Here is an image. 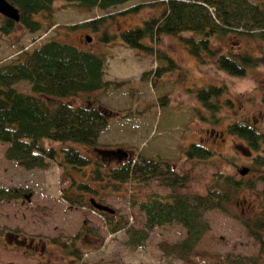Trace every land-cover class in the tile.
Listing matches in <instances>:
<instances>
[{"label":"rangeland","instance_id":"374dc122","mask_svg":"<svg viewBox=\"0 0 264 264\" xmlns=\"http://www.w3.org/2000/svg\"><path fill=\"white\" fill-rule=\"evenodd\" d=\"M134 5L138 9L121 12ZM163 5L162 0H128L107 9H85L76 3L54 0L55 13L50 20L44 19V29L31 33L16 22L10 33H0V64L49 39L103 51L107 54L104 78L122 84L82 93L74 99L75 103L95 99L116 112L102 129L99 146L124 147L131 156L140 151L166 157L176 170L188 174L186 183L176 189L180 193L205 194L207 184L219 171L239 177L244 167L248 170L242 175L246 174L247 180L255 179L256 186L233 193L227 203L229 212L218 208L205 211L208 226L191 249L179 245L188 232L177 222L154 226L134 247L128 243V237L132 230L142 229L145 222V214L136 201L149 193L171 192L160 178L100 187L91 180V165L83 168L69 165L64 170L53 163L27 169L5 157L7 142L0 141V184L20 187L23 192L18 198L0 200V264H232L226 263L229 252L257 254L258 242L233 215H253L264 208L260 178L264 165L254 162L257 152L264 154V141L258 151L251 152L242 137L228 132L227 125L232 121H247L264 132V40L238 32L211 38L217 54L247 50L261 56L262 62L247 67L243 75L217 68L207 52L202 57L204 62L199 61L184 40L193 35L190 30L163 34L157 42L145 39L147 44L158 48L157 52L164 51L173 59L172 68L158 53L148 54L127 47L117 42L119 39L111 44L99 40L103 30L117 34L141 24L150 15L160 14ZM95 17H102L99 31L85 24ZM159 67L160 73L153 74ZM210 84L224 85V91L218 98L214 97L217 105L214 112L195 94L199 87ZM15 87L30 91L26 80L18 81ZM227 99L232 100L231 104ZM212 129L222 133H210ZM193 141L213 149V155L207 159L185 157L182 151ZM72 144L85 154L95 156L93 147ZM73 180L88 181L97 191L76 190L70 187ZM90 197L109 204L115 212L97 210L90 205ZM9 233L33 238L39 246L46 242L44 251L12 241ZM77 233L80 255L72 256L61 248V243L68 242ZM52 236H58L59 243H52L49 239ZM162 243L167 247H162Z\"/></svg>","mask_w":264,"mask_h":264},{"label":"trees","instance_id":"16d2710c","mask_svg":"<svg viewBox=\"0 0 264 264\" xmlns=\"http://www.w3.org/2000/svg\"><path fill=\"white\" fill-rule=\"evenodd\" d=\"M19 12V19L13 20L2 15L0 33H10L16 25L21 24L26 31L34 33L44 29V19L53 16L54 0H8ZM68 3L91 9H107L128 0H65ZM160 14L146 17L141 24L110 34L103 30L99 40L111 44L116 39L121 44L148 54L158 53L173 67L174 61L158 51L154 45L147 44V39L157 42L163 34H177L184 30L193 35L184 39L189 51L199 61L204 62L207 52L213 57L217 68L230 74L243 75L247 67H255L262 58L259 54L249 52H231L217 54L211 45V38L228 32L252 35L264 40V0H162ZM138 9L131 6L121 12ZM102 17H95L85 24L99 31ZM146 39V40H145ZM145 40V41H144ZM147 42V43H146ZM107 54L100 50H91L78 45L49 39L32 49L20 53L7 62L0 64V141L7 142L5 157L16 160L24 168L48 167L56 163L65 170L69 165L83 168L91 165V180L111 186L136 180L148 182L160 178L169 186L171 192L166 195L149 193L144 199L136 201L145 214L144 227L134 229L128 237V243L138 246L146 238L148 231L156 225L177 222L187 230V236L180 246L191 249L201 237L208 224L204 213L208 209L218 208L229 212L227 203L232 194L241 188L256 186V180L225 174L219 171L207 184V192L180 193L177 188L188 180L187 173H181L166 157L145 155L135 152V156L123 157L113 152L110 147L99 146L98 139L102 129L115 111L102 105L98 100L88 98L84 103H75L74 99L82 93L122 84L121 81L105 79L103 68ZM169 68V69H170ZM160 67L152 71L160 73ZM147 76V75H145ZM143 74V77H145ZM20 80L30 83V91H20L15 84ZM224 91V85L210 84L199 87L195 94L200 102L215 111L218 98ZM231 104L232 100L227 99ZM264 104V96L262 97ZM126 114V113H125ZM123 114V115H125ZM128 114V113H127ZM230 134L242 137L248 144L249 151H258L264 141V132L253 123L232 121L227 125ZM47 141V143H45ZM72 143H81L94 148L95 156L85 154ZM123 149H125L123 147ZM126 150V149H125ZM182 153L187 158L207 159L214 153L213 149L201 142L193 141ZM254 162L264 165V154L257 152ZM264 196V173L261 175ZM70 187L76 190L97 191L96 186L88 181L76 183ZM23 194L20 187H5L0 184V200L18 198ZM69 198V197H67ZM72 201V199H71ZM245 226L247 232L258 242L256 255L227 253L226 263L264 264V208L253 215H233ZM79 234L62 242L61 248L67 254L76 256L79 249L76 239ZM52 243H59L58 236L49 237ZM179 245L176 244V247ZM162 247L167 245L162 243Z\"/></svg>","mask_w":264,"mask_h":264},{"label":"water","instance_id":"95a60500","mask_svg":"<svg viewBox=\"0 0 264 264\" xmlns=\"http://www.w3.org/2000/svg\"><path fill=\"white\" fill-rule=\"evenodd\" d=\"M0 13L6 17H9L13 20L19 19V12L18 9L12 5L8 0H0ZM86 38L90 40V36L86 35ZM113 152H117L122 156H128L129 152L123 148H117L112 150ZM248 170L247 167H244L240 170V173H245ZM89 203L92 207L96 208L97 210L105 211L108 213H114L115 208L110 206L109 204L97 201L94 197L89 198Z\"/></svg>","mask_w":264,"mask_h":264},{"label":"flooded vegetation","instance_id":"af4514ba","mask_svg":"<svg viewBox=\"0 0 264 264\" xmlns=\"http://www.w3.org/2000/svg\"><path fill=\"white\" fill-rule=\"evenodd\" d=\"M210 133H213L215 135H219V134L222 133V131L216 130V129L213 131V129H212L210 131ZM8 236L12 237V241H15V242H18V243L20 242V243H22L24 245H27L29 247H33L34 249L38 248L39 251H42V252L44 251V247L43 246H45L46 242H43V246H39L38 244L35 243V242H38V241L34 240L33 238H25V237L22 238L20 235H18L16 233L15 234L9 233Z\"/></svg>","mask_w":264,"mask_h":264},{"label":"crops","instance_id":"0c3cea01","mask_svg":"<svg viewBox=\"0 0 264 264\" xmlns=\"http://www.w3.org/2000/svg\"><path fill=\"white\" fill-rule=\"evenodd\" d=\"M105 74V73H104ZM109 79H111V78H109Z\"/></svg>","mask_w":264,"mask_h":264}]
</instances>
